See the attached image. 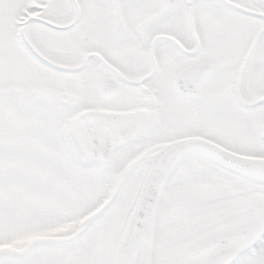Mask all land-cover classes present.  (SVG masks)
<instances>
[{
  "label": "snow or ice",
  "instance_id": "1",
  "mask_svg": "<svg viewBox=\"0 0 264 264\" xmlns=\"http://www.w3.org/2000/svg\"><path fill=\"white\" fill-rule=\"evenodd\" d=\"M0 264H264V0H0Z\"/></svg>",
  "mask_w": 264,
  "mask_h": 264
}]
</instances>
